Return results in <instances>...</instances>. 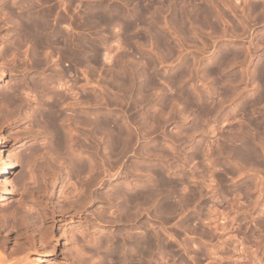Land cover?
I'll list each match as a JSON object with an SVG mask.
<instances>
[{"label":"rangeland","instance_id":"1","mask_svg":"<svg viewBox=\"0 0 264 264\" xmlns=\"http://www.w3.org/2000/svg\"><path fill=\"white\" fill-rule=\"evenodd\" d=\"M40 1L43 4L41 3L42 7H39L45 9L47 4L49 3L48 5L51 6V11L54 10L53 12H50V10L48 9L49 6H47L46 10H48V13H52V15L50 16L49 14V16L50 23L51 25H53V27H61V29L64 30L68 37H79V39L83 38V40L85 39L86 42L91 41V39H93L94 37H97L96 41L98 42V55L97 52L95 53L96 50L92 51V49H90L89 47L85 48V51L80 58V64L78 65L79 74L77 73V75L80 77V83L82 84L86 82L85 80H88L87 78H90L88 80V83L90 84L86 82L87 89L85 88V90H82V95L86 94L85 96H83V98H85L83 99V103L84 101H92L93 103L91 102V104L86 102L87 105L81 104L82 106H80V109L75 107L74 111L66 110L64 111V113L62 112V117H68L69 121H73L72 117L75 116L73 112L79 113L81 110L86 112L89 109L90 112H92L93 110H96L97 115L100 118L109 119V121L111 120L112 123H121V127L124 126L125 130L129 133L128 135L130 139L132 140L131 141L129 139V142L126 144V146L124 145L125 147H123L121 150L123 151V153H119L120 150L112 151L106 144L108 132L111 130L110 127L112 126V123L110 124V127L107 126L108 129L103 127L104 129L100 128L98 131V142L100 141L99 152L101 154L99 155V157L103 160V155H105L104 160L105 162L107 161L106 163L108 164L120 162L121 164H123L121 166H124L126 172L120 179L116 181L114 179H111L112 184H108L107 182L105 186L101 188L102 191L100 190V195H104L102 197H107V199L109 197H112L111 199L114 200L112 201V206L110 208L106 207L105 209H103V217L105 216L104 218L107 219L110 218L109 221H113L112 219H116L118 220V222H114V226L112 227V230H115L114 234L111 235L109 232L110 229L108 231L107 228H103L104 232L101 231L98 234L101 238L106 237L105 239L108 240H111L113 238L111 241L113 243H120V246L122 245L124 240L126 242V239L128 240L129 238L135 237L139 238V236L140 238H142V235L145 236H143V245L147 243V236H151L149 237V240L151 238L154 243L152 242L151 246V241L148 240V247L143 246V248L141 246L139 247L141 249H139L138 247L136 249L127 245L124 247L125 250L123 247V249L120 247L122 254L118 252V248L117 252L115 253L116 257L115 255L113 256V258L116 260H107V264H109L110 261V264H116L117 261L118 264H120V261L121 264H123L122 261L124 260H121L123 251L124 253H126V255H129L126 256L127 261H125V264H139L140 262L141 264H264V171H262L264 169V159H262L264 158V145L262 144L264 143V71H262V75L260 74V71H258L259 65L262 64L264 66V9H262L264 8V0H236V2L234 0H221L222 3L220 0H142L139 2L138 0H133L131 3L126 4V7L124 5L122 6L125 7V14L127 11L130 13L129 15L126 14V17H124V19L128 23L130 21L131 23L129 24H133L134 26L131 27V25V28L129 27L130 29L127 28L128 30H124L125 33L124 31H122L123 29L121 30L119 27L118 28L120 30L116 29L115 27V31L108 24L101 21H95L97 19H94V23H92L93 21H90L88 17V14L90 13L92 7L98 4H104V7L109 4L108 8L113 7L116 4H119L118 6H121L122 2L119 0ZM197 4H203L205 8L208 7L210 13L213 14L210 15V17L212 16L211 18L213 19L209 17L210 19L208 20L204 19V17L202 16L203 21L210 20V22L208 23L210 25H214L213 27L209 25L205 26V24L207 23H205V21L203 25L202 23L198 24L200 20L202 21V14L200 15L198 13L199 10L197 9ZM231 4H234V6ZM256 4L258 5V8H256ZM236 5L238 6V8ZM140 6L148 9L147 10L144 8L145 13L149 11V13L147 12L146 16L145 14H143L142 17H144L145 19L141 17V19L144 20H142L141 23L137 22L135 17L132 15L133 11H139L140 9H142ZM252 7H254V9ZM16 8L14 7V10L18 12V8ZM108 8L106 7V10ZM136 8L137 10H135ZM157 8L161 13H157ZM1 9L2 8H0L1 26L3 24V20L5 21L6 18L10 17L12 13H14L15 15L12 14L13 16H11L10 18L14 16L16 18L17 13L15 11H11V13L7 12V14L9 13V15H7L6 17V11L10 10H6L5 8H3L4 10H2V12ZM155 10H157L156 13L160 15L156 16V13L154 12ZM108 11L109 10H107L106 13H109ZM151 12H154V14H150ZM174 12L176 14L177 12L178 14L187 12V14L191 16L190 19L196 18L197 21L195 19L194 21H192V19L191 25V22L187 21L188 19H185L186 24L183 27V30H179L178 33V31H176L178 30L176 29L177 26H175L176 14ZM245 13L246 16H244ZM173 14H175V16ZM150 15H154L155 17H151ZM173 16L174 19L172 18ZM149 17H151L150 20ZM153 18H157L158 22ZM7 19L9 20V18ZM244 19L245 21H243ZM14 20L16 22V19H11V22L6 20V23L3 24L5 26H3L4 28H2L0 31V37L3 36V38H7V40L4 41L5 43L1 44V46L4 48L7 43V46L10 48V50H12V47H14L15 45V49H13L12 51L14 52V50H16L17 52L15 54H13L12 52L10 57L12 58L17 54L18 58L14 57L17 58V62L18 60H21V62L23 63L24 61H26L25 63L27 64L28 61V63L31 64L30 72L27 74V78L30 81L31 86L27 87L23 80H20L19 77H14L11 80L8 79L9 77H7L5 78V80H0V92L7 90L9 91L11 87L18 86L19 90H17L18 92H16V94L17 97H19L18 103L20 101L21 106L19 104L18 105L19 108H22V112L28 116V119L25 120L23 126L32 127L34 131H37L41 126H34V121L36 120L35 118H37L35 116V113H37L36 110L39 111V109H42L44 107L42 105H44L43 102L45 100V102H47V100H50L46 96V91L41 92V86L39 85L44 82L46 84L49 83L48 86L45 85L49 87L51 83L50 78L55 74V67L53 66L50 59H58V61L60 60L59 62H61L62 65H64L65 67H69L70 70H72V72H70V75L67 74L68 76H66L68 78V81L71 79L68 82L69 84L75 77V66L72 65L74 64L72 59L68 57L67 54L63 53L60 43H56L50 40V43L38 45V42H34L33 39L26 40V37L21 35L19 30H16L14 32V30L12 29L14 26L12 22L15 24ZM133 20H135L136 23ZM151 20L155 22L156 25L154 23L149 25V23H147V21L150 22ZM211 20L212 22H215L212 23ZM89 21L91 22V24ZM7 22L9 23V25L7 24ZM100 22L104 25H101ZM243 22L246 25H243ZM166 23L167 25H164ZM146 25L150 28L149 30L151 31H149L148 28L145 29ZM103 26H106L107 30ZM14 28H17L16 24ZM6 30H8L9 32ZM146 30L149 31L148 33L150 35L146 32ZM17 31L19 34H15L16 36L14 37L13 33H17ZM117 31L121 32L119 33L121 36L120 42L121 46H123L124 48H119L120 44H118L116 46H118L119 49L117 48V50H114L113 46L117 42H111L110 45H113L112 51H114V53L112 52L113 54H111V56L109 57L110 59L107 58L106 61L104 60L106 58L102 57V52L105 51V42L113 40V33L116 34L115 32ZM105 34H107V36ZM110 34L112 36H110ZM17 35H19L20 37L18 38ZM158 35L160 39L158 38ZM105 36L108 38L106 39ZM161 36L165 38L163 39L165 41L161 40L163 38ZM14 40L16 41V43ZM100 41L104 45L101 44ZM160 41L161 43L159 44ZM164 42H166V44ZM29 47H33L32 51L28 50L30 49ZM25 49H27L28 52ZM33 51L34 55L30 53ZM45 51H47V55L50 52L49 54L51 58L49 56L50 59L48 58V60L46 59L47 55H44ZM23 52L27 53L28 55L25 53L22 54ZM93 53H95V56H92L94 55ZM30 54L34 57L32 58ZM225 55H227V60H230L231 62H228L227 60L226 62H224V60L226 59H224ZM10 57L5 59H10ZM44 57L46 61H44ZM19 58H22L23 61ZM120 58H122L123 61H121ZM214 58H216L217 60L222 59L225 67L227 66V63H229L230 66L223 69L222 66L224 67V65H221V63V67H218L215 63H213L214 60H216ZM2 59H0V62L6 61L5 59H3L2 61ZM117 60L120 61L118 66L122 63V67L124 68L131 66L127 69H130V71L131 69L134 70L132 72H136L135 74L144 72L142 71L143 69L145 70L144 73L147 72V75H155V84L154 82V85L149 83V86L147 85L148 88L143 91H138L137 89L142 78H136L134 80V85H132L133 89H135L133 95L135 98L134 99L133 97H131V93H129L131 92L129 84L121 83L120 81L115 79L116 72L112 71H115L116 69H112L116 67V64L118 63ZM185 62L188 63L185 64ZM183 63L187 67L189 64V70H183L187 69L186 66H183ZM29 64L28 66H30ZM1 66L2 64H0V67ZM33 66L35 67L33 68ZM213 66L214 69L216 67L220 69L216 68V70H218L217 72L216 70H214V73L213 71L209 70L213 69L210 68ZM176 69H179L180 73H182L183 76L181 77V79L179 78L181 82H177V85ZM181 69L183 71H181ZM220 70H223V72L225 70L226 71L224 73H219L221 72ZM187 71H189L190 73ZM230 71L232 74H230ZM233 73L237 76L235 77V82H233L232 80L235 76L233 75ZM185 74L188 77H185ZM225 74H229V76L227 75L228 78L231 77L230 75L233 76L230 79H227ZM111 75H114V77H111ZM48 77H50L49 82ZM225 78L228 82L230 81V83H227V81L225 83ZM91 81L95 84H92ZM8 87L10 88L8 89ZM180 87L183 88H181L182 91L180 93L183 92L184 96L183 94L180 95L179 93ZM64 93L67 94L66 91ZM187 93L192 95V97L189 94L187 95ZM199 94L200 96H202L200 97ZM179 95L181 97H179ZM91 96H95L94 99H97L96 101H98V105H96V101L90 100L93 97L89 99V97ZM162 96H164V98ZM196 97H198L199 99ZM137 99H139V104L137 103V105L135 104L136 106H133V100ZM42 100L43 102H41ZM71 100H69L68 98L67 101ZM186 100H189V102L191 103H188L189 105H186ZM94 102H96V106H94ZM89 104H91L92 106L90 105L91 107H89ZM130 106L133 107L130 108ZM93 107H96V109ZM10 108L12 109V113L16 111V108L19 111L17 102L13 103V105H10ZM202 108L205 109V111ZM216 108H218V110ZM87 112L89 113V111ZM70 116L71 118H69ZM102 116H106V118ZM155 119L156 121L157 119H159L158 122H156ZM68 120L67 122H64L63 127L65 128H63V130L68 128L69 132L67 133L69 135L70 133H74L75 128L73 127L75 126L73 125V123H71V121L69 122ZM207 124L209 125V127ZM76 127H78L79 129H83L84 132L88 131V128L84 129L87 126H82L83 128L81 127V125L80 127ZM20 128V130L23 129V127ZM70 129H73L71 130L73 132H71ZM43 132L46 133L43 134L44 136H42L40 140H31L26 142V144H21L16 143V141L12 139V131L10 129H6L0 126V137L2 140H4V142H2L1 144V147L5 151V156L3 158H0L2 160L4 159L3 161H0V169L3 163H10L9 161L11 160L10 158L13 153L15 154L20 152L23 147H27L31 143L37 146H41L42 144H44V142L46 143V145L48 143L50 144L51 135L48 134V131L43 130ZM185 132H189L192 137L189 134H185ZM235 136L241 137L236 138ZM248 136L249 138H247ZM242 138L243 140H246V138L247 140L249 139L248 141L250 142V144L252 143L251 146L255 145L252 148H255L254 150L257 149L256 152L260 151L258 153L260 155L257 154L259 157V161H256L257 163L254 162V164H252V160H250V162L252 161L251 163H249L248 161H244V163H242H247L248 165L245 166V164L243 166V164L238 163L239 160L235 159L234 157V160L233 158H231L233 155L231 156L232 150L230 149H232L234 145L238 144ZM234 139L238 141H234ZM178 140L181 141L179 142ZM71 142L69 141L68 144ZM87 142V140H84V145L85 143L87 145ZM206 144L209 145L207 146ZM70 145L71 144H69V146ZM260 147L261 149H263L262 153ZM83 149L84 150H82L81 154H79V158L84 163H88V152L85 147ZM261 159L262 162L260 161ZM259 162L261 165H259ZM254 165L259 166L257 168ZM26 168H24L23 170V173L26 174L24 185L23 183H18L16 181V175L20 171L19 166L16 169H13L12 172L7 175L10 179V184H12L13 186H10L9 184L6 185L7 189L11 190L12 188V192L11 194H8L9 198L0 201V215L4 214V217L0 218L2 225L4 226L1 228L0 237L8 236L9 239L13 240L14 234L11 235L10 231L14 230L12 228L13 226H20L18 222L19 220L17 219L19 218V216H21L20 214L24 215L23 212L26 213L28 211L25 214V218L27 217L29 221H34L36 225H40V214L38 208L33 204H30L31 206H27L29 208L22 209L19 203L21 201L20 199H24L27 196L26 191L24 190V186H31L30 179L27 178L28 168ZM256 168L258 169V171ZM242 169L244 172L241 171ZM259 170L262 173H260ZM239 172L240 174L242 172V174L239 175ZM83 174L86 173L83 172ZM258 174H260V176ZM73 176H71V180H69V182H72L71 185L73 184L76 187L79 184V187L80 182L83 181L81 179L85 180L84 176H87V174L83 176H76L77 178ZM188 176H190L191 178L193 177L194 179H191ZM78 177H80V179ZM127 178H129L130 180ZM208 179L211 181H209ZM135 182H137L138 184L143 182V184L140 185L144 186L145 184L146 187L155 189V191L160 192L161 201L165 199L171 205L174 204L175 207H172L171 209H174L175 211H171V209H169V212V210L167 209L166 211H168V213L164 211L165 207H162L163 209L161 208L160 202H157L156 200L150 202V200H148L149 202H146L140 207L142 210L138 208L139 206L136 205L135 207L132 205L129 206V212H126L128 211V207L126 206L127 204L125 200L121 196H119L117 199H114V197L112 196V192L116 191L118 187L119 190L122 189V191H131V188H136L135 186H139ZM159 183L162 184L158 185ZM180 183H182L183 185H181ZM202 183L207 184L208 187L205 184L202 186ZM261 184L263 185L261 186ZM211 187H213L215 190L211 191V189H213ZM216 190L217 192L215 193ZM107 193L108 196L106 195ZM53 200L57 201V196H53L52 201ZM118 200L120 201L117 202ZM119 203H121L123 206L124 203L126 204V211L123 210L124 208H120L121 204ZM224 203L226 204V206ZM117 204H119L118 209H116L118 207ZM215 206L220 209L222 207V210L225 211H223L224 216H222L223 214L220 216V214H218L217 212H213L216 211ZM211 207H213L214 209H212ZM224 207L227 208L223 209ZM136 208L138 209V211ZM14 209L19 212L16 213V216H13V214L11 213ZM208 209L211 210L209 211ZM118 214L120 215V217ZM31 232L32 231H30V233ZM126 234H129L133 237L129 235V237H127ZM86 239L87 238H82L78 233H75L76 242L74 241V245L76 244L78 246L77 248L81 250V254L82 252L85 253H83V257L81 256L85 259L82 260L83 262L81 261V263H105L104 260L106 261V259L109 257L108 251L110 250V247H113V244L109 247L108 245H105L106 247H108V251H106L107 249L105 246L98 247L97 249L95 247L94 249L90 248V244H88V241ZM159 239L161 243L158 241ZM12 246L13 242H9V244L4 248L9 251ZM4 248L0 250L2 251L1 254L3 253ZM126 248H128L127 250H129L131 254L126 250ZM84 249H87L90 252H85ZM140 252L142 254H139ZM96 254H98L97 256L100 255V257L99 259L97 258L98 260H93L95 259L93 257H95ZM43 255L44 256L41 257L43 261H41L40 264H58L61 263V261L64 262L61 256L53 258V255L51 253ZM89 255H91L90 258ZM101 255L104 257L107 256L105 257L106 259ZM140 255L142 258H140ZM31 256H33L32 258L36 257V255ZM18 257H22V255L18 254L16 258ZM129 258L130 260L128 262ZM87 260L90 262H87ZM35 261L36 260L34 259V264H36Z\"/></svg>","mask_w":264,"mask_h":264},{"label":"bare ground","instance_id":"2","mask_svg":"<svg viewBox=\"0 0 264 264\" xmlns=\"http://www.w3.org/2000/svg\"><path fill=\"white\" fill-rule=\"evenodd\" d=\"M43 2L45 1V0H42ZM60 1V0H59ZM70 1V0H69ZM119 1H121L122 2V4H121V2H120V4H121V6H118L117 4L115 5V6H113V7H110V8H108V5L109 4H107L105 7H104V4H98V5H96V6H94V7H92V9L90 10V13L88 14V17H89V19H90V21H93L94 19H97V20H95V21H101V22H103V23H106V24H108L110 27H112L113 29L116 27V29H118V30H122V31H126V30H128V29H130L131 27H134L133 26V24H129V23H131L130 21H129V23L124 19V17H126V14H130L128 11V13L126 12V14H125V7L127 6L126 4H128V3H131L133 0H119ZM139 1H142V0H138V2ZM221 1V0H220ZM235 2H236V0H234ZM233 1V2H234ZM46 2V1H45ZM149 2V1H148ZM227 2V1H226ZM230 2V1H229ZM244 2V1H243ZM42 2L40 1V0H33V1H31V0H0V8H2L1 9V11L2 10H4L3 8H5L6 10L8 9V10H10V11H6V17H7V15H9V13H11V11L12 12H14L15 10H14V7L18 10V12H16L17 13V16H16V18H15V16L14 17H12V18H10L11 16H13V15H15L14 13H12L11 15H10V17H7V18H9V20L6 18V17H4V18H6V20L7 21H10L11 22V19H16V22H15V20H14V22H15V24H16V27L18 28H14V26H15V24L12 22V24L14 25L13 26V30H14V32L16 31V30H19V32L21 33V35H23V36H25L26 37V40L27 39H30V40H32L33 39V41L34 42H38V45H42V44H44V43H50V40H52L53 42H56V43H60L61 44V48H62V51H63V53L64 54H67V56L68 57H70L71 59H72V61H73V63L74 64H72L73 66H75L74 68H75V70H74V75H75V77L73 78V80H72V82L69 84L68 82L71 80H67L68 78L66 77V76H68V75H70V72H72V70H70V68L69 67H65L64 65H62V63L61 62H59L58 61V59H50L51 58V56H50V52L48 53V55H47V51H48V49H47V51H45L43 54L44 55H47V60H48V58H49V56H50V60L52 61V64H53V66L55 67V74L50 78V77H48V82H49V78H50V81H51V83H50V85H49V87H47L48 86V84H46V83H41V85H39V86H41V92L42 91H46V96L50 99L49 101L47 100V102H43V100L41 101V102H43V104L44 105H42V106H44L42 109H39V111L38 110H36L37 111V113H35V116L37 117V118H35L34 120V126L35 127H39V126H41L40 127V129H38L37 131H34L33 130V128L32 127H25V126H23L24 125V122H25V120L26 119H28V116L27 115H25V113H23L22 112V108L20 109L19 108V105L21 106V104H20V101H19V103H18V98L19 97H17V94H16V92H18L17 90H19V88H18V86H13V87H8V89H9V91L7 90V91H3V92H0V126L1 127H3V128H6V129H10L11 131H12V133H11V136H12V139H14L15 141H16V143H21V144H26V142H28V141H31V140H40L41 139V137L42 136H44L43 134L44 133H46V132H43V130L44 131H48L49 133L48 134H50L51 135V142H50V144L48 143L47 145H46V143L44 142V144H42L41 146L39 145V146H37V145H33L32 143L31 144H29L27 147L25 146V147H23V149L20 151V152H18V153H13L12 155H11V160L9 161L10 163H3V165H2V167H1V169H0V190L2 189V190H4V191H0V201L1 200H6L7 198H9V196H8V194H11V190H12V188H11V190H9V189H7L6 188V185H10V186H13L12 184H10V182H9V177L7 176L9 173H11L12 172V170L13 169H16L18 166L20 167V171L17 173V175H16V181L18 182V183H23V185H24V183H25V180H26V177H25V173H23V170H24V168H28V170H27V172H28V176H27V178L28 179H30V183H31V186H28V187H26V185L24 186V190L26 191V198H24V199H20L21 201L19 202L20 203V206H21V208L22 209H27V208H29V207H27V206H31L30 204H33L34 206H36L37 208H38V211H39V214H40V225H36L35 223H34V221L32 222V221H29V219L27 220L26 218H25V214L28 212L27 210V212L25 213V212H23L24 213V215L23 214H20L21 216H19V218L17 219V220H19L18 222H19V225L20 226H13L12 228L14 229H12L13 231H10L11 232V235L12 234H14V236H13V240L12 239H9V237L8 236H5V237H0V250H2V248H4V247H6L8 244H9V242H13V246L11 247V249L9 250V251H7L5 248V252H4V249H3V253L1 254V252L2 251H0V264H34L33 263V261H34V259L36 260L35 262H36V264H40V262L41 261H43L42 259H41V257L42 256H44L43 254H52L53 255V258H56V257H58V256H61V258L63 259V261L64 262H62L61 261V263H58V264H82L81 263V261L82 260H85L84 258H82L83 256V253L84 252H82V254H81V250H79V248H77L78 246L76 245H74V243L76 242V240H75V233H78L82 238H87L86 240L88 241V244H90V248H94L95 249V247H96V249L98 248V247H102V246H105V245H108V247L110 246V245H112L113 244V247H110V250L108 251V247H106V251H108V255H109V257L108 258H111V259H106L105 257H107V256H102V257H104L105 259H106V261L104 260V262L105 263H103V264H107V260H111L112 261V259H114L113 258V256L115 255V257H116V252H117V250H118V248H119V253H121L122 254V251H121V248L123 247H125L126 245L127 246H131V247H133V248H136L137 249V247L139 248V247H143V246H145V247H148V242L149 241H151V243H150V245L152 244V239L150 238V240H149V237H151V236H147V238H148V240H146L147 241V243H146V241H145V245H143L144 244V238H143V236L144 235H142V238H140V236H139V238L137 237H135V238H129L128 240L126 239V242H125V240L123 241V243H122V245L120 246L118 243H113L111 240L113 239H111V237H110V239L111 240H108V239H105L106 237H103V238H101L100 236H99V234L98 233H100L101 231H103L104 229H106L107 228V230L109 231V229H110V234L112 235V234H114V231L115 230H112V227L114 226V222L115 223H117L118 222V220H114V219H112L113 221H109V219L110 218H104L103 217V209H105L106 207L107 208H110L111 206H112V201H114L113 199H111L110 197V199L108 200L107 199V197L106 198H104V197H102V196H104L103 194L102 195H100L101 194V191H102V187L103 186H105V184L108 182V184H112V181H111V179H114L115 181L116 180H118V179H120L121 177H122V175L124 174V173H126L125 172V168H124V166L122 167L121 165H123V164H121L120 162H114V163H111V162H109V163H111V164H108V163H106L105 162V160H104V157H105V155H103V156H101V157H103V160L99 157V155H101L100 154V152H99V149H100V147H99V142H98V131H99V129L100 128H102V129H104L103 127H105V128H107V126L108 127H110V124L112 123V121L110 120L109 121V119H103V118H100L98 115H97V111L96 110H93L92 112H90V109L89 110H87V111H89V113H88V115H87V113L86 112H84V111H80L79 113L77 112V113H75V112H73L74 113V115L75 116H73L72 117V119H73V121L72 120H70L71 121V123H73V125L75 126V127H73V128H75V130H74V133L73 134H69L68 135V133L67 132H69V129L67 128V129H65L66 130V132H65V130H63V128H65V127H63V125H64V122L66 121L67 122V120H68V117H62V112L64 113V111H66V110H72V111H74L75 110V107H77L78 109H80V106H82L81 104H84V105H87V103H91L90 101H84V103H83V99H85V98H83V96H85V95H82V90H85V88H86V86H87V83H88V80L90 79V78H87L88 80H85L84 82L85 83H80V77L77 75V73H78V70H79V64H80V58H81V56L83 55V53H84V51H85V48L86 47H89L90 49H92V51H94V50H96L95 51V53L98 51L97 50V48H98V42L96 41L97 39V37L95 38H93V39H91V41H88V42H86V40L84 41L83 40V38L81 39H79V37H68V35H66V33L64 32V30H62L61 29V27L60 28H56V27H53V25H51V23H50V16L52 15V13H50V12H53V11H51V9H50V7L51 6H49L48 4H47V6H49L48 7V9L50 10V12L48 13V10H46L47 9V6H46V8L44 9V8H41L42 7V4H41ZM62 3H63V1H62ZM119 3V2H118ZM221 3H222V1H221ZM263 3V2H262ZM213 4V3H212ZM215 4V3H214ZM226 4V3H225ZM46 5V4H45ZM78 5V4H77ZM125 6V7H122V6ZM145 5V4H144ZM198 5V7H197V9L199 10L198 11V13L201 15V17L203 16L204 17V19H206V20H208V19H210L211 17H210V15H213L212 13H210V11H209V9H208V7H206L205 8V6H203V4H197ZM202 5V6H201ZM230 5V4H229ZM231 5H233L234 6V4H231ZM39 6H41V7H39ZM66 6V5H65ZM232 6V7H233ZM237 6V5H236ZM246 6V5H245ZM252 6V5H251ZM260 6V5H259ZM44 7V6H43ZM106 7L108 8L107 10H109L108 12L109 13H106L107 12V10H106ZM142 9H138L139 11H133V13H132V15L135 17V19H136V21L137 22H139V23H141V21L143 20V19H141V17L143 16V14H145V16H146V14H147V12L149 13V11H147L146 13H145V10H144V8L142 7V6H140ZM149 7V6H148ZM231 7V8H232ZM255 7V6H254ZM254 7H252L253 9H254ZM213 8H214V6H213ZM218 8V7H217ZM237 8H238V6H237ZM247 8V7H246ZM245 8V9H246ZM251 8V9H252ZM256 8H258V5L256 4ZM255 8V9H256ZM53 9V8H52ZM145 9H147V8H145ZM208 9V10H207ZM235 9V8H234ZM242 9H243V7H242ZM252 9V10H253ZM262 9H264V8H262ZM106 10V11H105ZM135 10H137V8L135 9ZM148 10V9H147ZM157 10H158V8H157ZM157 10H155L154 12L156 13V11ZM213 10V9H212ZM261 10V9H260ZM110 11H111V13H110ZM215 11V10H214ZM247 11V10H246ZM255 11V10H254ZM253 11V12H254ZM3 12V11H2ZM7 12H9L8 14H7ZM132 12V11H131ZM154 12H151L150 14H154ZM160 11L158 10V12L157 13H159ZM155 14L156 16L157 15H160V14ZM161 13V12H160ZM175 13V12H174ZM216 13V12H215ZM49 14H50V16H49ZM176 14V13H175ZM175 14H173L174 16H175ZM217 14V13H216ZM243 14V13H242ZM252 15V14H251ZM2 16V15H1ZM5 16V15H4ZM132 16V17H133ZM147 16H149V15H147ZM151 17L153 16V17H155L154 15H150ZM174 16L172 17L173 19H174ZM199 16V15H198ZM222 16V15H221ZM244 16H246V13H245V15ZM263 16V15H262ZM261 16V17H262ZM128 17H131V16H128ZM133 17V18H134ZM151 17H149V20H150V18ZM176 25L175 26H177V28L176 29H178V30H176V31H178V33H179V30L181 31V29L183 30V27L185 26V19L187 20V21H190L191 22V20L193 19H190V15H188L187 14V12H185V13H179L178 14V12H177V14H176ZM203 17L201 18L202 19V21H203ZM210 17V18H209ZM216 17H217V15H216ZM243 17V16H242ZM259 17V16H258ZM264 17V16H263ZM1 18V17H0ZM142 18H144V17H142ZM220 18V17H219ZM224 18V17H223ZM244 18H246V17H244ZM247 18H248V15H247ZM92 19V20H91ZM145 19V18H144ZM154 19V18H153ZM152 19V20H153ZM195 20H196V18H194ZM194 19L192 20V21H194ZM211 19H213V18H211ZM5 20V21H6ZM128 20V19H127ZM151 20V21H152ZM154 20H156L157 22H158V19L156 18V19H154ZM153 20V21H154ZM215 20V19H214ZM246 20H248V19H246ZM254 20V19H253ZM2 21V20H1ZM4 20H3V24H5L6 22H5ZM89 21V22H90ZM134 22H135V20H133ZM144 21V20H143ZM146 21V20H145ZM150 21V22H151ZM148 22L147 21V23H149V25L150 24H152V23H154L155 24V22ZM197 21V20H196ZM195 21V22H196ZM201 20L198 22V24L199 23H202V25L204 24V21L202 22ZM243 21H245V19L243 20ZM255 21V20H254ZM257 21V20H256ZM101 22H100V24H101ZM194 22V23H195ZM208 23V22H210V20L209 21H205V23ZM211 22H212V20H211ZM215 21H213L212 23H214ZM220 22V21H219ZM247 22V21H246ZM92 23H94V21L92 22ZM102 23V24H103ZM136 23V22H135ZM138 23V24H139ZM193 23V24H194ZM205 24V26H207V25H209V26H214V25H210L209 23L208 24ZM2 24V26H1V24H0V31H1V29L2 28H4L3 26H5V25H3ZM7 24L9 25V23L7 22ZM6 24V25H7ZM90 24H91V22H90ZM101 24V25H102ZM245 23L243 22V25H244ZM258 24V23H257ZM104 25V24H103ZM132 25V26H131ZM156 25V24H155ZM154 25V26H155ZM164 25H167V23L166 24H164ZM191 25H192V22H191ZM246 25V24H245ZM249 25V24H248ZM251 25H252V23H251ZM131 26V27H130ZM154 26H153V28H154ZM170 26V25H169ZM187 26V25H186ZM58 27V26H57ZM104 27V26H103ZM120 29H119V28ZM130 27V28H129ZM146 28L145 29H147L148 28V30L150 29L147 25L145 26ZM152 27V26H151ZM188 27V26H187ZM211 27V28H212ZM246 27V26H245ZM249 27V26H248ZM7 28V27H6ZM10 28V27H9ZM105 29H106V26L104 27ZM128 28V29H127ZM152 28V29H153ZM198 28V27H197ZM224 28V27H223ZM112 29V30H113ZM116 29H114L115 31H116ZM107 30V29H106ZM155 30V29H154ZM211 30V29H210ZM222 30V29H221ZM224 30V29H223ZM251 30V29H250ZM6 31H8V30H6ZM125 31H124V33H125ZM149 31H151V30H149ZM149 31H147L146 30V32L148 33ZM153 31V30H152ZM225 31V30H224ZM9 32V31H8ZM7 32V33H8ZM10 32H12V31H10ZM118 32V31H117ZM115 32L116 34H114L113 33V40H111V39H109V40H111V41H106L107 42V45H106V42H105V51H103L101 54H102V57H105L106 59H104V60H106L107 61V58L108 59H110L109 57L111 56V54H113L114 53V51H112L113 50V47H114V50H117V48H118V46H116V45H118V44H120L119 45V48L120 47H123V46H121V42H120V38H121V36H120V34L119 33H121V32ZM155 32V31H154ZM157 32V31H156ZM254 32V31H253ZM111 33H112V31H111ZM123 33V32H122ZM177 33V32H176ZM227 33H229V32H227ZM15 34H19L18 33V31H17V33H13V35H14V37L16 36ZM109 34V33H108ZM149 34V33H148ZM152 34V33H151ZM154 34V33H153ZM180 34H182V33H180ZM249 34H250V32H249ZM6 35V34H5ZM106 36H107V34H105ZM122 35V34H121ZM150 35V34H149ZM156 35H157V33H156ZM231 35V34H230ZM233 35V34H232ZM237 35V34H236ZM240 35V34H239ZM7 36V35H6ZM12 36V35H11ZM18 36V38L20 37L19 35H17ZM105 36V37H106ZM110 36H112L111 34H110ZM137 36V35H136ZM243 36V35H242ZM245 36V35H244ZM251 36V35H250ZM13 37V38H14ZM24 37V38H25ZM151 37H154V36H151ZM161 37H163V36H161ZM234 37H235V35H234ZM246 37V36H245ZM252 37V36H251ZM108 37H106V39H107ZM158 38H159V35H158ZM238 38V37H237ZM15 39V38H14ZM104 39V38H103ZM160 39V38H159ZM163 39H165L164 37L161 39L162 41H165V40H163ZM249 39V38H248ZM7 40V38H3V36L2 37H0V46H1V44H4L5 42L4 41H6ZM9 40V39H8ZM16 40H17V37H16ZM102 40V39H101ZM155 40H156V38H155ZM250 40V39H249ZM15 41V40H14ZM114 41H115V45L113 46V45H110L111 44V42H113L114 43ZM251 41V40H250ZM26 42V41H25ZM28 42V41H27ZM30 42V41H29ZM109 42V43H108ZM153 42H154V40H153ZM157 42V41H156ZM15 43H16V41H15ZM100 43L101 44H103L101 41H100ZM161 43V41L159 42V44ZM165 44H166V42H164ZM252 43V42H251ZM264 43V42H263ZM123 44V43H122ZM162 44H163V42H162ZM13 45H14V42H13ZM19 45V44H18ZM104 45V44H103ZM4 46V45H3ZM112 48H111V47ZM116 46V47H115ZM11 47V46H10ZM14 47H15V45H14ZM14 47H12V50L13 49H15ZM16 47H18V46H16ZM263 47V46H262ZM27 48V47H26ZM30 48V47H29ZM116 48V49H115ZM118 48V49H119ZM124 48V47H123ZM32 49H33V47H31L30 49H28L29 51L31 50L32 51ZM126 49V48H125ZM12 50H10V48L7 46V43H6V46H4V48L1 46L0 47V59H5V58H9L10 57V55L12 54ZM26 51H27V49H25ZM122 50V49H121ZM17 51L16 50H14V52H13V54H15ZM22 52V51H21ZM28 52V51H27ZM113 52V53H112ZM116 52V51H115ZM25 52H23L22 54H24ZM31 54H33L34 55V51L33 52H30ZM95 53H93L94 55H92V56H95ZM100 53V52H99ZM118 53H119V51H118ZM21 54V55H22ZM25 54H27V53H25ZM30 54V55H31ZM36 54V53H35ZM264 54V53H263ZM262 54V55H263ZM28 55V54H27ZM97 55H98V52H97ZM96 55V56H97ZM104 55V56H103ZM123 55V54H122ZM13 56V55H12ZM19 56V55H18ZM26 56V55H25ZM32 56V55H31ZM113 56V55H112ZM120 56H121V54H120ZM221 56H222V54H221ZM224 56V55H223ZM14 57H17V54L15 55V56H13L12 58L10 57V59H5L6 61L5 62H0V64H2V66L0 67V80H5V78H7V77H9L8 79H12V78H14V77H19L20 78V80H23V82L25 83V85L27 86V87H30L31 86V83H30V81L28 80V78H27V74L30 72V67H31V64H29L28 63V61H27V64L25 63L26 61H24V63L23 62H21V60H18V62H17V58H14ZM23 57V56H22ZM34 56H32V58H33ZM264 57V56H263ZM28 58V57H27ZM31 58V59H32ZM59 58V57H58ZM112 58V57H111ZM217 58V57H216ZM216 58H214V59H216ZM226 58V59H225ZM3 59H2V61H3ZM19 59H22V58H19ZM44 59H45V57H44ZM46 59L44 60V61H46ZM92 59V58H91ZM121 59V61H123L122 60V58H120ZM218 59V58H217ZM214 60V62L213 63H215L216 64V66H220L221 67V65H224L223 63L224 62H226V60H227V55H225V57H224V62H223V60L222 59H219V60ZM263 59V58H262ZM261 59V60H262ZM25 60V59H24ZM28 60V59H27ZM213 60V59H212ZM20 61V62H19ZM22 61H23V59H22ZM62 61V60H61ZM96 61V60H95ZM118 61V63L116 64V67L114 68V69H112V70H115V71H112V72H116V74H115V79H117L118 81H120L121 83H128L129 84V88H130V90H131V92H129V93H131L130 95H131V97H133L134 98V92H135V89H133V86L132 85H134V80L136 79V78H142L141 80H140V85L138 86V91H143V90H145L146 88H148L147 87V85L149 86V83H151V84H153V82H154V84H155V80H154V76H152V75H147L146 73H144L145 72V70H143L142 69V71H144V72H141L140 74H135L136 72H132V71H134V70H132L131 69V71H130V69H127L128 67H126V68H124V67H122L123 65V63L121 64V65H119V66H121V67H119L118 66V64L120 63V61L119 60H117ZM211 61V60H210ZM216 61V62H215ZM228 61V60H227ZM230 61V60H229ZM228 61V62H229ZM125 62V61H124ZM231 62V61H230ZM262 62V61H261ZM264 62V61H263ZM262 62V63H263ZM46 63V62H45ZM48 63V62H47ZM65 63V62H64ZM63 63V64H64ZM188 63V62H187ZM186 62H185V64H187ZM212 63V64H213ZM222 63V64H221ZM235 63V62H234ZM259 63V62H258ZM28 64L30 65V66H28ZM66 64V63H65ZM184 63H183V66H186ZM221 64V65H220ZM226 64V63H225ZM229 63H227V66L226 67H229L230 66V64L228 65ZM261 64V63H260ZM67 65V64H66ZM127 65V64H126ZM210 65H211V62H210ZM214 65V64H213ZM233 65V64H232ZM259 65V64H258ZM257 65V66H258ZM68 66V65H67ZM35 66H33V68H34ZM131 67V66H130ZM129 67V68H130ZM218 67H216V68H218ZM225 67V65H224V67L222 66V68L224 69V68H226ZM133 68V67H132ZM154 68V67H153ZM186 68L187 69H183L184 71L185 70H189L188 68H189V64H188V67L186 66ZM210 68H213V69H209L210 71H213L214 72V70H216V68L214 69V66L213 67H210ZM72 69V68H71ZM81 69V68H80ZM111 69V68H110ZM134 69V68H133ZM218 69H220V68H218ZM217 69V70H218ZM228 69V68H227ZM182 69H181V71H183ZM217 70H216V72H217ZM258 70V69H257ZM141 71V70H140ZM139 71V72H140ZM221 71V70H220ZM226 71V70H225ZM224 71V72H225ZM258 71H260V74L262 75V71H264V66L261 64V65H259V70ZM83 72V71H82ZM84 72H85V69H84ZM139 72H137V73H139ZM187 72H189V71H187ZM212 72V73H213ZM223 72V70L221 71V72H219V73H224ZM228 72V71H227ZM190 73V72H189ZM211 73V72H210ZM215 73V72H214ZM68 74V75H67ZM79 74V73H78ZM188 74V73H187ZM230 74H232L231 73V71H230ZM181 75V76H180ZM226 75V74H225ZM228 76H229V74H227ZM227 75H226V78L227 79H230L233 75H235L234 73H233V75H230L231 77H227ZM257 75V74H256ZM255 75V76H256ZM86 76H87V74H86ZM29 77V76H28ZM111 77H114V75H111ZM181 77H183L182 76V73H180V70L178 69H176V85H177V82H179L180 80H179V78L181 79ZM185 77H188V76H186V74H185ZM235 77H237L236 75L233 77L234 79H232L233 80V82H235ZM263 77V76H262ZM156 78V77H155ZM169 78H170V76H169ZM172 78V77H171ZM225 78V79H226ZM47 79V78H46ZM93 79V78H92ZM227 79L226 80H224L225 81V83H226V81H227ZM237 80V79H236ZM45 81V80H44ZM92 82V81H91ZM165 82V81H164ZM168 82H170V81H168ZM181 82V81H180ZM232 82V81H231ZM232 82V83H233ZM94 82H92V84H93ZM173 83V82H172ZM227 83H230V81L228 82L227 81ZM40 84V83H39ZM88 84H90V83H88ZM95 84V83H94ZM99 84V83H98ZM153 84V85H154ZM168 84V83H167ZM264 84V83H263ZM45 85H47V86H45ZM170 85V84H169ZM91 86V85H90ZM151 86V85H150ZM167 87H168V85H167ZM234 87V86H233ZM181 88L182 87H180V91H179V93L182 91L181 90ZM30 89V88H29ZM87 89V88H86ZM183 89V88H182ZM259 89V88H258ZM258 89H257V91H258ZM133 90V91H132ZM67 92V94H65L64 92ZM29 92V91H28ZM262 92V91H261ZM20 93V92H19ZM18 93V94H19ZM185 93V92H184ZM190 93V92H189ZM189 93H187V95L189 94ZM264 93V92H263ZM183 94V92L182 93H180V95H182ZM191 94V93H190ZM189 94V95H190ZM207 94H208V92H207ZM45 95V94H44ZM179 95V97H181ZM186 95V94H185ZM183 96H184V94H183ZM191 97H192V95H190ZM189 96V97H190ZM199 96H200V94H199ZM202 96V95H201ZM200 96V97H201ZM93 96H91V97H89V99L90 98H92ZM95 97V96H94ZM94 97L92 98V99H90V100H94V101H96L97 99H94ZM163 98H164V96H162ZM188 97V98H189ZM260 97V96H259ZM68 98H69V100H71V101H67L68 100ZM71 98V99H70ZM86 98H87V96H86ZM133 98H131V99H133ZM196 98H198V97H196ZM135 99V98H134ZM162 99V98H161ZM186 99H187V97H186ZM199 99V98H198ZM201 99V98H200ZM256 99V98H255ZM87 100V99H86ZM138 100L139 99H137V100H133L132 102L134 103L133 104V106L136 104L137 105V103L139 104V102H138ZM164 100V99H163ZM165 100H167V99H165ZM190 100V99H189ZM189 100H186L185 102L187 103H185L186 105H189L191 102H189ZM193 100V99H192ZM211 100V99H210ZM214 100V99H213ZM264 100V99H263ZM22 101V100H21ZM141 101V100H140ZM17 102V106H18V109H19V111L17 110V108H16V111H18V112H14V113H12V109L10 108V105H13V103H16ZM97 102V103H96ZM96 102H94V106H96V105H98V101H96ZM163 102V101H162ZM200 102V101H199ZM205 102V101H204ZM212 102V101H211ZM22 103V102H21ZM93 103V102H92ZM91 103V104H92ZM95 103H96V105H95ZM144 103V102H143ZM165 103V102H164ZM189 103V104H188ZM242 103V102H241ZM258 103V102H257ZM19 104V105H18ZM91 104H89V107H91L92 105ZM41 105V104H40ZM91 105V106H90ZM135 105V106H136ZM202 105V104H201ZM132 106V107H133ZM138 106H140V105H138ZM6 107H7V109H6ZM8 107H9V109H11V110H9L8 109ZM41 107V106H40ZM131 106H130V108H132ZM202 107H204V106H202ZM235 107V106H234ZM93 108H95L96 109V107H93ZM203 109V108H202ZM217 110H218V108H216ZM216 109H214V110H216ZM231 109V108H230ZM233 109H235V108H233ZM204 111H205V109H203ZM207 110V109H206ZM14 111V110H13ZM79 111V110H78ZM95 111H96V113H95ZM202 111V110H201ZM203 111V112H204ZM231 111V110H230ZM99 112V111H98ZM181 112V111H180ZM80 113H85V114H80ZM183 113V112H182ZM27 114V113H26ZM100 114V113H99ZM224 114V113H223ZM34 116V115H33ZM67 116V115H66ZM101 116V115H100ZM220 116H222V115H220ZM102 117H105L106 118V116H102ZM187 117H188V115H187ZM237 117V116H236ZM69 118H71V116L69 117ZM109 118V117H108ZM223 118V117H222ZM234 118V117H233ZM232 118V119H233ZM158 120L159 119H157V121H156V119H155V121L156 122H158ZM69 121V120H68ZM69 121V122H70ZM113 121H114V119H113ZM224 121V120H223ZM225 121H226V119H225ZM160 122V121H159ZM261 123V122H260ZM259 123V124H260ZM26 124V123H25ZM42 124H43V126H42ZM68 124V123H67ZM121 124V123H120ZM119 123L117 124V122L115 123V122H113L112 123V126L110 127L111 128V130L108 132V136H107V139H106V144H107V146H109V148L112 150V151H118V150H120L119 151V153H123V151H121L122 150V148L123 147H125L126 146V144L129 142V139H130V137H129V133H128V131H126L125 130V128H124V126L123 127H121V125H120ZM161 124V123H160ZM257 124V123H256ZM32 125V124H31ZM80 125H81V127L82 126H87V127H85L84 129H87L88 128V131H86V132H84V130L83 129H79L78 127H76V126H79L80 127ZM120 125V126H119ZM208 125V124H207ZM249 125V124H248ZM70 126H71V124H70ZM70 126H69V128H70ZM255 126V125H254ZM20 127H23V129L22 130H20L21 128ZM208 127H209V125H208ZM211 127V126H210ZM253 127V126H252ZM258 127V126H257ZM72 128V127H71ZM83 128V127H82ZM109 128V129H110ZM37 129V128H36ZM108 129V128H107ZM127 129V128H126ZM71 130H73V129H70V131ZM242 131V130H241ZM71 132H73V131H71ZM197 132V131H196ZM191 133V132H190ZM258 133V132H257ZM185 134H189V132L188 133H186L185 132ZM245 134V133H244ZM256 134V133H255ZM190 136H191V134H189ZM131 136V135H130ZM246 136V135H245ZM262 136V135H261ZM264 136V135H263ZM192 137V136H191ZM236 137V136H235ZM235 137H233V138H235ZM241 136H237L236 138H240ZM233 138H231V139H233ZM247 138H249V136L247 137ZM247 138H246V140H243V138L241 139V141H239V143L238 144H236V145H234V147L232 148V149H230V150H232V152H231V158H235V159H237V160H239L238 161V163L239 164H243L244 163V161L245 162H249V163H251L252 161H253V163L252 164H254V162H258L259 161V157H258V155H260V154H258L260 151H257L256 152V150H254L252 147H254V146H251L252 145V143L250 144V142L247 140ZM256 138V137H255ZM263 138V137H262ZM252 139H254V138H252ZM260 139V138H259ZM71 142V143H69V144H71L70 146H69V144H68V142L69 141ZM82 140H83V142H84V140H87L88 142V144L86 145V143H85V145H84V143L82 142ZM131 140V139H130ZM263 140V139H262ZM68 141V142H67ZM132 141V140H131ZM176 141H177V138H176ZM179 141V140H178ZM181 141V140H180ZM179 141V142H180ZM234 141H238V140H236V139H234ZM264 141V140H263ZM2 142H4V140H2L1 139V137H0V158H3L4 156H5V151L2 149V147H1V144H2ZM43 143V142H42ZM73 143V144H72ZM181 143H183V142H181ZM262 143V142H261ZM261 143H260V145H261ZM130 144V143H129ZM131 144H132V142H131ZM176 144H178V143H176ZM263 145H264V143H262ZM125 145V146H124ZM207 145V144H206ZM209 145V144H208ZM207 145V146H208ZM262 145V146H263ZM86 148V150H87V152H88V154L87 155H89V157H88V163H84L80 158H79V154H81V152H82V150H84L83 148ZM264 147V146H263ZM262 147V148H263ZM105 148V147H104ZM260 149H261V147H260ZM85 150V151H86ZM127 150V149H126ZM224 150V149H223ZM222 150V151H223ZM229 150V151H230ZM262 151H261V153L263 152V149H261ZM84 151V152H85ZM129 151V150H128ZM86 152V153H87ZM130 152V151H129ZM128 153V152H127ZM134 154V153H133ZM137 154V153H136ZM258 154V155H257ZM230 155V154H229ZM9 157H10V155H9ZM261 157H262V155H261ZM263 157H264V154H263ZM234 158H233V160H234ZM262 159H264V158H262ZM262 159L260 160L261 162H262ZM2 159H0V161H1ZM4 160V159H3ZM2 160V161H3ZM108 160V159H107ZM120 160V159H119ZM122 160V159H121ZM250 160H252L251 162H250ZM236 161V160H235ZM122 162V161H121ZM241 162V163H240ZM243 162V163H242ZM256 162V163H257ZM124 163V162H123ZM236 163H237V161H236ZM237 163V164H238ZM255 163V164H256ZM87 164V165H86ZM246 164V165H245ZM245 164H243V166L245 165V166H247L248 164L247 163H245ZM263 164V163H262ZM259 165H261L260 164V162H259ZM259 165H254L255 167H257L258 168V166ZM238 166V165H237ZM242 166V165H241ZM242 166V167H243ZM250 166V165H249ZM253 166V165H252ZM241 167V168H242ZM26 168V169H27ZM240 168V169H241ZM252 168H254V167H252ZM256 168V169H257ZM260 168V167H259ZM263 168V167H262ZM154 169H156V168H154ZM153 169V170H154ZM244 169V168H243ZM243 169L241 170V171H243ZM246 169H247V167H246ZM249 169V168H248ZM127 170V169H126ZM85 171H87V172H85ZM157 171V170H156ZM256 171V170H255ZM257 171H258V169H257ZM262 171H264V169L262 170ZM83 172L84 173H86L87 174V176H84L85 177V180L84 179H81V180H83L82 182H80V186L78 187V185H77V187L76 186H74L73 184L71 185V183L72 182H69V180H71L70 178H71V176H83V175H86V174H83ZM244 172V171H243ZM259 172H260V170H259ZM128 173V172H127ZM260 173H262V172H260ZM264 173V172H263ZM83 174V175H82ZM241 174H242V172H241ZM240 174V172H239V175H241ZM238 175V176H239ZM257 175V174H256ZM259 176H260V174H258ZM264 175V174H263ZM73 176V177H74ZM211 176V175H210ZM83 177V178H84ZM189 178H191L190 176H188ZM77 178V177H76ZM79 179H80V177H78ZM193 178V177H192ZM191 178V179H192ZM210 178V177H209ZM125 179V178H124ZM127 179H129V178H127ZM194 179V178H193ZM258 179H260V178H258ZM114 180H113V182H114ZM130 180V179H129ZM132 180V179H131ZM209 180V179H208ZM80 181V180H79ZM79 181H78V183H79ZM209 181H211V180H209ZM209 181H208V183H209ZM258 181V180H257ZM124 182V181H123ZM183 182V181H182ZM205 182V181H204ZM260 182V181H259ZM129 183V182H128ZM136 184H138L137 182H135ZM163 183V182H162ZM161 183V184H162ZM165 183V182H164ZM257 183V182H256ZM255 183V184H256ZM126 184V183H125ZM140 184H143V182H141V183H139L138 185V187L137 186H135L136 188H131V191H128V192H126V191H122V189L121 190H119V187H118V189H116V191H114V190H112V191H114V192H112V196L114 197V199L116 198H118L119 196H121L124 200H125V202H126V204L124 203V206L126 205L127 207H128V209L126 208V206L124 207L121 203H119V204H121V207L120 208H124L123 210H125L126 211V209L128 210V211H126V212H129V206H135L136 207V205L137 206H139L138 208L139 209H141L140 207L142 206V205H144L146 202H149L148 200H150V202L151 201H153V200H156L157 202H160V206H161V208L162 207H165L164 208V211H166L167 209L169 210V209H171L172 207L174 208L175 207V205L173 206V205H171L168 201H166L165 199L164 200H162L161 201V193L160 192H158V191H155V189H151V188H148V187H146L145 186V184H144V186L143 185H140ZM160 183L158 184V185H161ZM181 185H183L182 183H180ZM205 184V183H204ZM203 183H202V186L204 185ZM258 184V183H257ZM22 185V184H21ZM207 187H208V185L207 184H205ZM260 185V184H259ZM263 184H261V186H262ZM210 186V185H209ZM128 187V186H127ZM256 187V186H255ZM183 188V187H182ZM211 188H213V187H211ZM128 189V188H127ZM209 189H210V187H209ZM218 189V188H217ZM259 189V188H258ZM101 190V191H100ZM212 190H215L214 188L213 189H211V191ZM261 190V189H260ZM214 192V191H213ZM217 192V190L215 191V193ZM261 192V191H260ZM109 193V192H108ZM108 193L106 194L107 196H108ZM56 194V195H55ZM109 195H110V193H109ZM164 195V194H163ZM22 196V195H21ZM53 196H57V198H58V200L57 201H55V200H53L52 201V197ZM111 196V195H110ZM214 197V196H213ZM59 198H60V201H59ZM121 198V199H122ZM165 198V197H164ZM105 199H107V200H105ZM120 199V198H119ZM122 199V200H123ZM236 199V198H235ZM121 200V201H122ZM55 201V202H54ZM120 200H118L117 202H119ZM237 201V200H236ZM155 202V201H154ZM234 202H235V200H234ZM264 202V201H263ZM123 203V202H122ZM256 203V202H255ZM119 204H117V206L119 205ZM225 204V203H224ZM235 204V203H234ZM259 204V203H258ZM257 204V205H258ZM264 204V203H263ZM262 204V205H263ZM106 205V206H105ZM157 205V204H156ZM182 205V204H181ZM180 205V206H181ZM213 205V204H212ZM262 205H260V206H262ZM158 206V205H157ZM159 206V207H160ZM177 206H178V204H177ZM176 206V207H177ZM218 206V205H217ZM225 206H226V204H225ZM264 206V205H263ZM159 207H158V209H159ZM220 207V206H219ZM15 208V207H14ZM21 208H20V210H21ZM119 208V206L116 208V209H118ZM160 208V209H161ZM178 208V207H177ZM212 209H214L213 207H211ZM227 207H224L223 209H226ZM231 208V207H230ZM17 209V208H16ZM16 209H14V210H12V214H13V216H16V213H19V212H17L16 211ZM137 209V208H136ZM143 209H144V207H143ZM157 209V208H156ZM163 209V208H162ZM257 209H258V207H257ZM119 210H121V209H119ZM142 210V209H141ZM174 210V209H173ZM172 209H171V211H173ZM209 210V209H208ZM211 210V209H210ZM209 210V211H210ZM215 210L216 211H213V212H217L218 214H220V216L222 215V216H224V213H223V211L224 210H222V207H221V209L220 208H217L216 206H215ZM262 210V209H261ZM118 211V210H117ZM137 211H138V209H137ZM140 211V210H139ZM160 211V210H159ZM162 211V210H161ZM175 211V210H174ZM177 211V210H176ZM228 211V210H227ZM120 212V211H119ZM118 212V213H119ZM122 212H124V211H122ZM166 212H168V211H166ZM169 212H170V210H169ZM168 212V213H169ZM225 212V211H224ZM121 213V212H120ZM119 213V214H120ZM165 213V212H164ZM118 214V215H119ZM123 214V213H122ZM210 214V213H209ZM4 215V214H3ZM2 214L0 215V218H2V217H4ZM127 215H128V213H127ZM215 215V214H214ZM212 216V215H211ZM119 217H120V215H119ZM226 217V216H225ZM17 218V217H16ZM117 218V217H116ZM4 219V218H3ZM107 219V220H106ZM118 219V218H117ZM120 219V218H119ZM211 220V219H210ZM121 221H122V219H121ZM263 226V225H262ZM2 227H4L3 225H2V222L0 221V231H1V228ZM261 227V226H260ZM264 227V226H263ZM104 228V229H103ZM9 231V230H8ZM30 231H32L31 233H30ZM106 231V230H105ZM117 231V230H116ZM104 232V231H103ZM116 233V232H115ZM120 234V233H119ZM127 235V237H129V236H131V235H129V234H126ZM129 235V236H128ZM154 235H156V234H154ZM108 236V235H107ZM114 236V235H113ZM131 237H133V236H131ZM145 237V236H144ZM153 237H155V236H153ZM109 238V237H108ZM155 238H157V237H155ZM125 239V238H124ZM154 239V238H153ZM62 241V242H61ZM75 241V242H74ZM109 241H111V242H109ZM156 241V240H155ZM160 243H161V241H160V239L158 240ZM116 242V241H115ZM117 242H121V241H117ZM157 242V241H156ZM158 242V243H159ZM154 243V242H153ZM242 243V242H241ZM147 245V246H146ZM154 245V244H153ZM240 245V244H239ZM244 245V244H243ZM152 246V245H151ZM157 246V245H156ZM245 246V245H244ZM247 246V245H246ZM121 247V248H120ZM89 248V247H88ZM122 248V249H123ZM129 248V247H128ZM128 248H126V250L128 249ZM144 248V247H143ZM104 249V248H103ZM102 249V250H103ZM129 249H131V248H129ZM139 249H141V248H139ZM90 250V249H89ZM105 250V249H104ZM124 250H125V248H124ZM132 250V249H131ZM82 251H83V249H82ZM84 251L86 252H90V251H88L87 249L85 250L84 249ZM128 252H129V250H127ZM136 251H138V250H136ZM136 251H134V252H136ZM46 252V253H45ZM97 252V251H96ZM141 252H143V251H141ZM139 253V254H142V253ZM98 253V252H97ZM118 253V254H119ZM130 253V252H129ZM138 253V252H137ZM136 253V254H137ZM18 254H21L22 255V257H18V258H16L17 257V255ZM85 254V253H84ZM99 254V253H98ZM98 254H96V256L98 255ZM105 254V253H104ZM117 254V255H118ZM131 254V253H130ZM144 254V253H143ZM31 255H36V257L35 258H32L33 256H31ZM91 255H93V254H91ZM91 255H89V258H90V256ZM120 255V254H119ZM146 255V254H145ZM82 256V257H81ZM93 257V258H95V259H93V260H96L97 258L99 259V257H100V255L99 256H97V257ZM111 256V257H110ZM122 257H123V259H122V257H121V260H124V261H122V263L123 264H125L126 262L125 261H127V259H126V256H129V255H126V253H124V251H123V255H121ZM132 256V255H131ZM46 257V256H45ZM101 257V258H102ZM118 257V256H117ZM119 258H120V256H119ZM140 258H142L141 257V255H140ZM145 258H146V256H145ZM92 259V258H91ZM97 259V260H98ZM143 259H144V256H143ZM12 260H14V261H12ZM88 260H90V259H88ZM87 260V262H90V261H88ZM114 260H116V259H114ZM129 260H130V258L128 259V262H129ZM131 260H134V259H131ZM142 260V259H141ZM101 261V260H100ZM111 261H110V263H111ZM83 262V261H82ZM92 262V261H91ZM96 262V261H95ZM114 262V261H113ZM116 262V261H115ZM84 263H85V261H84ZM100 263H102V262H100ZM109 263V264H110ZM87 264V263H86ZM95 264V263H94ZM98 264V263H97ZM113 264V263H112ZM116 264H118V261L116 262ZM120 264H121V261H120ZM134 264V263H133ZM139 264H141V262L139 263Z\"/></svg>","mask_w":264,"mask_h":264}]
</instances>
